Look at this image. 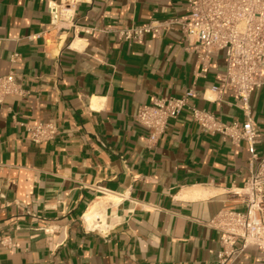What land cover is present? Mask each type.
Wrapping results in <instances>:
<instances>
[{"label":"crops","instance_id":"obj_1","mask_svg":"<svg viewBox=\"0 0 264 264\" xmlns=\"http://www.w3.org/2000/svg\"><path fill=\"white\" fill-rule=\"evenodd\" d=\"M187 0H77L74 28L50 30L46 0H0V75L25 93L0 104V264H219L223 208L243 209L248 150L204 131L191 111L168 121L153 146L135 118L152 97L180 96L229 122L243 119L221 88L225 53L205 69L182 34L143 42L115 27L185 12ZM17 54L14 60L13 55ZM264 156V86L250 97ZM53 122L57 135L33 143L28 127ZM103 225L84 220L96 201ZM238 241L236 245H239ZM230 264H264L247 246Z\"/></svg>","mask_w":264,"mask_h":264},{"label":"built area","instance_id":"obj_2","mask_svg":"<svg viewBox=\"0 0 264 264\" xmlns=\"http://www.w3.org/2000/svg\"><path fill=\"white\" fill-rule=\"evenodd\" d=\"M77 0H46L50 30L74 28V6ZM169 29L182 34L187 51H194L205 69L210 57L218 51L225 53V72L221 88L230 89L236 98L243 119L229 122L207 109L190 103L193 89H184L180 96L152 97L141 104L136 120L149 131L148 146L157 143L170 119L189 109L193 120L207 133L220 134L233 144L244 141L249 153L248 176L236 192L243 196L244 208H223L210 221L219 232V264H230L247 246L254 245L264 253V156L256 145L260 131L251 116L252 92L264 86V0H187L185 12L163 19L124 27H115L116 37L124 41L142 43L145 35L159 37ZM13 55V59L17 58ZM24 89L13 72L0 75V104L7 95H23ZM29 139L42 143L53 139L57 127L53 122H39L28 127ZM90 228L98 230L104 223L96 218ZM239 245H236L237 242ZM0 244L13 246L8 235L0 236Z\"/></svg>","mask_w":264,"mask_h":264},{"label":"bare ground","instance_id":"obj_3","mask_svg":"<svg viewBox=\"0 0 264 264\" xmlns=\"http://www.w3.org/2000/svg\"><path fill=\"white\" fill-rule=\"evenodd\" d=\"M96 218H100V223H103V204L100 200L94 202L84 214V220L89 228L97 223Z\"/></svg>","mask_w":264,"mask_h":264}]
</instances>
